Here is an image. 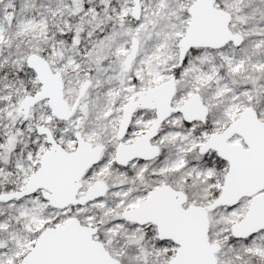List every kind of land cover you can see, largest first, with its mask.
<instances>
[{
    "label": "snow or ice",
    "instance_id": "snow-or-ice-1",
    "mask_svg": "<svg viewBox=\"0 0 264 264\" xmlns=\"http://www.w3.org/2000/svg\"><path fill=\"white\" fill-rule=\"evenodd\" d=\"M0 264H264V0H0Z\"/></svg>",
    "mask_w": 264,
    "mask_h": 264
}]
</instances>
